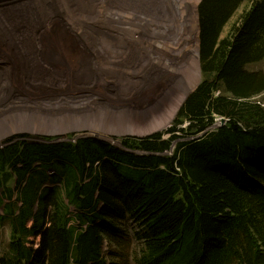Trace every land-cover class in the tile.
Listing matches in <instances>:
<instances>
[{
	"label": "trees",
	"instance_id": "16d2710c",
	"mask_svg": "<svg viewBox=\"0 0 264 264\" xmlns=\"http://www.w3.org/2000/svg\"><path fill=\"white\" fill-rule=\"evenodd\" d=\"M198 13L203 81L169 139L122 141L140 155L89 138L0 146V264H122L104 249L124 255L128 221L132 264H264V73L250 70L264 61V0H202ZM179 132L205 134L173 150Z\"/></svg>",
	"mask_w": 264,
	"mask_h": 264
},
{
	"label": "rangeland",
	"instance_id": "374dc122",
	"mask_svg": "<svg viewBox=\"0 0 264 264\" xmlns=\"http://www.w3.org/2000/svg\"><path fill=\"white\" fill-rule=\"evenodd\" d=\"M193 12L192 0H0V146L21 136L38 144L89 138L140 155L122 141L169 139L203 81L199 30L197 50L185 49L180 34L183 16L196 21ZM250 70L264 73V61ZM256 102L264 104V94ZM204 134L179 132L174 149ZM127 226L128 250L106 243L108 260L115 250L119 263H134L138 229ZM10 236L0 223V256ZM30 240L39 248L40 238Z\"/></svg>",
	"mask_w": 264,
	"mask_h": 264
},
{
	"label": "bare ground",
	"instance_id": "6f19581e",
	"mask_svg": "<svg viewBox=\"0 0 264 264\" xmlns=\"http://www.w3.org/2000/svg\"><path fill=\"white\" fill-rule=\"evenodd\" d=\"M198 4L200 5V0H192V5L194 8L193 14L195 15L196 21H193V22L190 21L189 22L188 19H186V17L183 16V19H184L183 25L185 26L186 29L182 30L180 32V34L183 36V38H186V45H184L185 49L190 48L192 46V44H195L196 50L198 49L197 48L198 47V30H199V17H198V22H197V6L199 7ZM187 34H188V36H187ZM190 50H191V48L189 49V51Z\"/></svg>",
	"mask_w": 264,
	"mask_h": 264
},
{
	"label": "water",
	"instance_id": "95a60500",
	"mask_svg": "<svg viewBox=\"0 0 264 264\" xmlns=\"http://www.w3.org/2000/svg\"><path fill=\"white\" fill-rule=\"evenodd\" d=\"M199 29H200V27H199ZM226 124H227V120L226 119L223 118V119L220 120V125L221 126H225Z\"/></svg>",
	"mask_w": 264,
	"mask_h": 264
}]
</instances>
